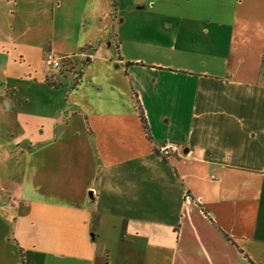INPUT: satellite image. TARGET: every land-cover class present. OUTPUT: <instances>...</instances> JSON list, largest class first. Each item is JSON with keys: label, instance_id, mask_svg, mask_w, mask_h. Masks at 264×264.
Returning <instances> with one entry per match:
<instances>
[{"label": "crops", "instance_id": "0c3cea01", "mask_svg": "<svg viewBox=\"0 0 264 264\" xmlns=\"http://www.w3.org/2000/svg\"><path fill=\"white\" fill-rule=\"evenodd\" d=\"M0 264H264V0H0Z\"/></svg>", "mask_w": 264, "mask_h": 264}, {"label": "rangeland", "instance_id": "374dc122", "mask_svg": "<svg viewBox=\"0 0 264 264\" xmlns=\"http://www.w3.org/2000/svg\"><path fill=\"white\" fill-rule=\"evenodd\" d=\"M134 15L131 17H128V22L124 25V30H126L129 34L134 36L136 38L137 43L141 47V49H134L135 55L139 57H143L144 53L147 52V46L149 45H156L157 50L159 51V56L161 57V60L167 59V51L162 48H164L167 45V28L165 26V23H163L162 20H159L158 18H148L149 20L144 19L141 14H143V11H135ZM139 14V15H138ZM155 40V41H154ZM153 41V42H152ZM145 48V49H144ZM57 56V55H56ZM73 60L76 59L75 55H70ZM59 57V56H58ZM164 57L166 59H164ZM75 64V61H73ZM86 64V62H85ZM75 66H73L74 68ZM147 67V66H146ZM52 69L47 68L48 74L51 73ZM80 71L76 68L71 70V68L67 67H60V68H54L53 73H56V78L58 80H61L62 82H65V78L68 79V81L71 84H75V80H78V76L75 77V73L77 71ZM51 107H45L44 113L48 114L51 113ZM49 111V112H48Z\"/></svg>", "mask_w": 264, "mask_h": 264}, {"label": "built area", "instance_id": "2783aa9c", "mask_svg": "<svg viewBox=\"0 0 264 264\" xmlns=\"http://www.w3.org/2000/svg\"><path fill=\"white\" fill-rule=\"evenodd\" d=\"M73 58L71 56H65V57H58L53 53L48 54L45 57L44 63L46 68L48 69H54V68H60V67H67V68H71V70L76 68V65L73 63ZM83 62L85 63L86 60H83ZM73 66H75L73 68ZM77 71V70H76ZM78 74L75 73V77L78 76V78H80V74H81V70L77 71ZM78 80H75V82H78ZM159 154L162 157H167L170 154V147L169 146H162L159 148Z\"/></svg>", "mask_w": 264, "mask_h": 264}, {"label": "trees", "instance_id": "16d2710c", "mask_svg": "<svg viewBox=\"0 0 264 264\" xmlns=\"http://www.w3.org/2000/svg\"><path fill=\"white\" fill-rule=\"evenodd\" d=\"M81 75V74H80ZM159 154V153H158Z\"/></svg>", "mask_w": 264, "mask_h": 264}]
</instances>
